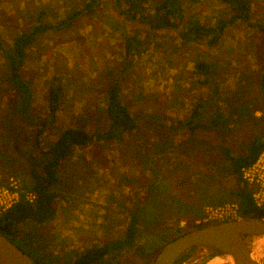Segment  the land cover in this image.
<instances>
[{"label": "rangeland", "instance_id": "obj_1", "mask_svg": "<svg viewBox=\"0 0 264 264\" xmlns=\"http://www.w3.org/2000/svg\"><path fill=\"white\" fill-rule=\"evenodd\" d=\"M88 1L0 0V154L19 173L10 177L22 191L24 180L32 177L29 163L19 167L13 161L12 129L22 126L23 138L36 128L21 119L15 125L4 119L14 90L3 47H10L39 17L57 25ZM182 1V23L154 31L121 13L117 0H101L94 13L82 14L61 29L50 27L28 49L23 74L32 80L33 111L51 118L50 88L58 84L63 92L57 116L44 130V145L70 126L91 134L108 130V87L115 81L136 120L135 129L122 139L95 138L77 147L59 172L56 217L40 226L19 225L20 238L12 241L38 264H69L92 245L121 238L133 207L142 203L147 205L142 214L157 219L150 229L141 228L133 248L113 250L104 264H153L168 241L221 221L194 223L208 206L238 202V181L221 147L244 153L264 131V0H250V22L230 24L215 44L209 38L184 42L180 32L194 18L206 24L229 18V6L222 0ZM137 33L148 49L128 57L125 42ZM200 60L211 65L213 80L203 83L205 76L195 66ZM205 100L209 105L190 121V128L186 122ZM217 111L224 122L213 131L204 128ZM21 145L31 151L30 142ZM193 252L195 257L179 264H195L210 255L199 246Z\"/></svg>", "mask_w": 264, "mask_h": 264}, {"label": "trees", "instance_id": "obj_2", "mask_svg": "<svg viewBox=\"0 0 264 264\" xmlns=\"http://www.w3.org/2000/svg\"><path fill=\"white\" fill-rule=\"evenodd\" d=\"M100 1L89 0L82 8L70 12L57 25L42 22L41 17H39L36 24L15 36L10 47H3L10 85L14 90L10 109L4 119L12 123V125H15L16 121L20 122V120L16 119H21L22 122L25 121L27 125L35 126L36 128L31 137L25 132L23 138L19 132L22 130V126L20 128L15 125L12 129L14 133H12L11 140L13 141L12 145L15 147L13 161H18L16 165L19 167H26L25 163H29V172L32 180L28 182L24 180V190L20 191V199L0 215V231L10 240H19V225L34 223L40 226L56 217L58 199L60 197V192L56 189L59 181V172L62 166L66 165L68 160L71 159L77 147L86 146L93 142L95 138L98 140L122 139L126 132L132 131L136 127L135 117L130 108L121 100L119 86L116 81L108 87L106 112L109 120V129L104 132L97 131L91 134L84 127L70 126L65 128L54 141L44 145L42 140L44 130L47 125L54 121L62 103L63 92L61 87L58 84H53L49 91L48 107L51 118H44L36 114L32 108V80L26 78L23 74L27 62L28 49L50 27L61 29L82 14L94 13ZM122 1L125 6H123ZM222 1L232 10L231 16L226 19H220L214 24H206L201 22L199 18L190 20L186 29L180 32L184 42L202 41L204 38H209L208 42L215 44L230 24L239 20L250 22L252 6L250 0ZM117 2L121 6V13L131 20L146 23L154 31L176 28L185 17L182 0H160L158 3L151 0H117ZM148 46V42L141 39V35L137 33L127 38L125 42L126 54L130 57L134 53H142L148 49ZM195 66L198 73L205 76L203 83L213 80L210 75L211 65L208 62L200 60L196 62ZM262 80L264 88V73ZM205 101L197 105L194 112H192L191 118L186 122L190 128V121L193 120L194 122L199 118L203 113L202 107L206 108L208 102ZM216 116L213 122L203 124L200 121V124H203L206 129L211 128V131H213V129H217L219 122H224L222 120L223 114L220 111H217ZM192 126V128L197 130L201 127V125ZM22 142H30L32 148H29V150L31 149V151H27L25 147H22ZM191 142L197 144L196 139H192ZM205 143L207 144L208 142L205 141ZM263 150L264 131L255 141L251 144L249 143L244 153L242 151L233 153L229 147H221V152L230 162L232 173L235 174L238 181L239 187L234 194L239 203L240 217L264 219V205L258 206L256 204L252 192L242 176L243 168L253 164ZM2 161L5 162L4 155L0 154V166L6 170V173L3 172L5 175L10 177L12 174L15 176L19 174L13 171L10 163L8 165ZM28 193L35 194L34 201H30L27 198ZM146 208L147 205L144 203L133 207L121 238L109 240L104 244H94L85 251L78 253L73 260L71 259L72 261L69 264H104L106 256L113 250L122 251L133 248L141 233V228L150 229L153 221L157 219L156 217L152 221L147 219L142 214ZM193 251L194 248L186 252L176 264L181 263L184 259L195 257L197 252Z\"/></svg>", "mask_w": 264, "mask_h": 264}, {"label": "water", "instance_id": "obj_3", "mask_svg": "<svg viewBox=\"0 0 264 264\" xmlns=\"http://www.w3.org/2000/svg\"><path fill=\"white\" fill-rule=\"evenodd\" d=\"M197 246L210 255L195 264H264V219L240 217L182 233L161 248L153 264H176ZM216 257L221 261L212 263ZM0 264L38 263L0 231Z\"/></svg>", "mask_w": 264, "mask_h": 264}, {"label": "built area", "instance_id": "obj_4", "mask_svg": "<svg viewBox=\"0 0 264 264\" xmlns=\"http://www.w3.org/2000/svg\"><path fill=\"white\" fill-rule=\"evenodd\" d=\"M243 179L246 181L254 201L258 206L264 205V150L258 159L251 165L243 168ZM20 188L12 177H6L0 166V215L20 199ZM34 193H28L27 198L30 201L35 199ZM206 214L198 218L194 223L201 225L210 220H233L240 218L239 203H233L232 207L225 206H208ZM219 221V222H221Z\"/></svg>", "mask_w": 264, "mask_h": 264}, {"label": "bare ground", "instance_id": "obj_5", "mask_svg": "<svg viewBox=\"0 0 264 264\" xmlns=\"http://www.w3.org/2000/svg\"><path fill=\"white\" fill-rule=\"evenodd\" d=\"M220 261H221V260H220L219 258L216 257V258L213 259L212 263H219Z\"/></svg>", "mask_w": 264, "mask_h": 264}]
</instances>
